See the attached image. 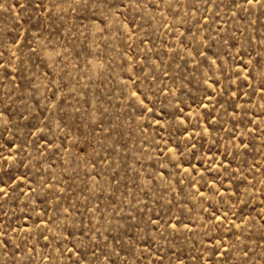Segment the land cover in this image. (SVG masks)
Instances as JSON below:
<instances>
[{"label": "rangeland", "instance_id": "obj_1", "mask_svg": "<svg viewBox=\"0 0 264 264\" xmlns=\"http://www.w3.org/2000/svg\"><path fill=\"white\" fill-rule=\"evenodd\" d=\"M0 264H264V0H0Z\"/></svg>", "mask_w": 264, "mask_h": 264}]
</instances>
